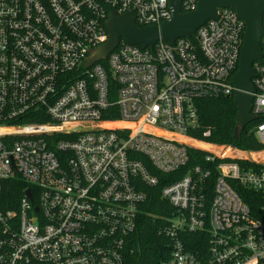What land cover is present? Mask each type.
I'll return each mask as SVG.
<instances>
[{
	"label": "built area",
	"instance_id": "built-area-1",
	"mask_svg": "<svg viewBox=\"0 0 264 264\" xmlns=\"http://www.w3.org/2000/svg\"><path fill=\"white\" fill-rule=\"evenodd\" d=\"M171 1L182 13L199 2L0 0V198L10 183L23 186L0 209V264H124L147 191L157 188L176 214L163 230L171 252L162 264H264V163L251 157L264 149L189 135L199 128L198 101L238 91L237 13L218 9L190 39L152 48L119 36L88 66L111 14L159 27L173 16ZM260 47L257 121L264 36ZM252 130L264 148V121Z\"/></svg>",
	"mask_w": 264,
	"mask_h": 264
},
{
	"label": "water",
	"instance_id": "water-1",
	"mask_svg": "<svg viewBox=\"0 0 264 264\" xmlns=\"http://www.w3.org/2000/svg\"><path fill=\"white\" fill-rule=\"evenodd\" d=\"M173 16L170 21L162 23L159 27L137 28L133 19L111 14L106 22L108 33L107 42L95 51L88 66L104 59L111 53L119 40V36L133 46L143 49L152 48L158 41L169 44L181 38L190 39L196 30L206 21L217 19L218 9H231L245 24V32L240 50L238 72L232 78L238 90L232 100L237 109L233 139L237 141L242 131L257 121L251 115L252 94L254 88L251 83L253 77L252 65L261 62L260 40L264 36L262 18L264 14V0H199L197 8L191 13H182L179 2H173ZM254 130L250 135L254 134Z\"/></svg>",
	"mask_w": 264,
	"mask_h": 264
},
{
	"label": "trees",
	"instance_id": "trees-1",
	"mask_svg": "<svg viewBox=\"0 0 264 264\" xmlns=\"http://www.w3.org/2000/svg\"><path fill=\"white\" fill-rule=\"evenodd\" d=\"M196 106L199 128L189 134L191 137L213 145H230L252 152L264 149L257 139L249 134L250 126L253 128L258 122L264 121V115L257 122L247 126L240 138L235 141L233 130L237 109L231 97L198 101ZM206 132L208 135L203 136ZM198 156L201 158L203 154L198 153ZM251 157L264 163V153ZM10 186L11 190L2 193L0 209L8 208L10 201H17L22 196L21 183H10ZM147 192L149 198L143 207V213L139 214L135 232L128 242L124 264H162L169 258L171 252V242L163 234V230L168 221L176 215L175 211L158 198L159 188ZM185 238L188 246V235ZM189 241L192 244L198 243V239Z\"/></svg>",
	"mask_w": 264,
	"mask_h": 264
},
{
	"label": "rangeland",
	"instance_id": "rangeland-1",
	"mask_svg": "<svg viewBox=\"0 0 264 264\" xmlns=\"http://www.w3.org/2000/svg\"><path fill=\"white\" fill-rule=\"evenodd\" d=\"M252 128V126H250V129ZM237 149H239V150H241V151H246V150H243L242 148H237Z\"/></svg>",
	"mask_w": 264,
	"mask_h": 264
}]
</instances>
